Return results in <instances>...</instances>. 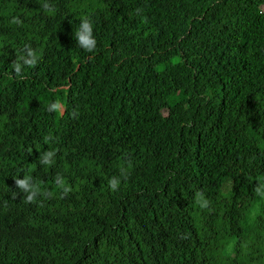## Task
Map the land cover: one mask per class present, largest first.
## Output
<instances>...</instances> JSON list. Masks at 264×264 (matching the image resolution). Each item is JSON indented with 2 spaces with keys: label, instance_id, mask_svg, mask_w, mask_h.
<instances>
[{
  "label": "trees",
  "instance_id": "obj_1",
  "mask_svg": "<svg viewBox=\"0 0 264 264\" xmlns=\"http://www.w3.org/2000/svg\"><path fill=\"white\" fill-rule=\"evenodd\" d=\"M262 178L264 0H0V264H264Z\"/></svg>",
  "mask_w": 264,
  "mask_h": 264
},
{
  "label": "clouds",
  "instance_id": "obj_2",
  "mask_svg": "<svg viewBox=\"0 0 264 264\" xmlns=\"http://www.w3.org/2000/svg\"><path fill=\"white\" fill-rule=\"evenodd\" d=\"M43 9L49 13L53 14L55 12L54 6L49 3H44L42 5ZM137 14L139 15L142 9H137ZM12 24H22V21L18 17H13L11 20ZM75 38L77 44L80 48L85 50L86 52L93 53L97 49V39L94 35L93 24L90 19L87 17L83 18L80 23L79 29L75 33ZM38 61L37 52L32 49L30 45L25 46V55H21L18 57L16 61L13 62V69L16 73V76L23 79V69L25 66L35 67ZM53 108H59V103H55L52 105ZM51 137H46L45 141L48 142ZM56 157V151L49 150L41 154L39 157V161L42 165H51L54 163V159ZM132 168V161L129 159L127 161V166L124 164L120 167V175L112 176L108 181L109 188L115 192L118 191L121 185L122 180L127 181L129 178V172ZM55 183L58 186V189L62 190L61 198L67 196L72 188L66 185V182L62 176L59 174L56 177ZM15 184L17 188L24 193L25 203H36L37 197L43 196L45 198H50L54 194L48 190H42L39 183H36L32 180L31 177L25 176L23 179L16 178ZM257 195L264 197V178L261 179V182L258 183L257 187L254 189ZM17 198V194L13 193V199ZM195 199L197 204L202 209H208L210 206V201L205 197V194L202 191H197L195 194ZM7 206V202H5V207Z\"/></svg>",
  "mask_w": 264,
  "mask_h": 264
}]
</instances>
